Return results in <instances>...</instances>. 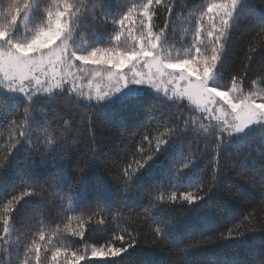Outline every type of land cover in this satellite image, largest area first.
I'll return each instance as SVG.
<instances>
[{
  "label": "trees",
  "instance_id": "obj_1",
  "mask_svg": "<svg viewBox=\"0 0 264 264\" xmlns=\"http://www.w3.org/2000/svg\"><path fill=\"white\" fill-rule=\"evenodd\" d=\"M140 2L143 0H112L114 10L117 5L126 10L131 3ZM175 2L162 0L158 18L154 20V31L163 27L168 17L163 5ZM204 2L178 0L179 6L174 8L172 15L174 24L167 32L168 45L174 54H183L192 37L189 24L176 22L177 16L194 12ZM248 2L254 10L245 11L230 32L227 55L218 80V83L230 86L232 76L245 74L246 91L250 90L252 80L264 75L260 71L264 67V12L261 11L264 0ZM100 7L98 0L97 11ZM111 19L109 16L107 23L97 21L78 26V43L85 40L94 46H109V37L115 34ZM35 22H39L38 18ZM19 35H23V27ZM246 64L250 69L248 72H245ZM68 95L42 99L30 109L32 117L38 122H50L51 127L47 130L34 127L35 135L30 137L33 155L29 157L27 149H22L12 165L0 174V214L4 213L6 205L11 208L14 227L11 236L6 238L10 244L0 240V264H21L24 248L33 239L41 243L42 256L45 251L48 253L44 264H51V253L57 248L61 250L57 257L59 264H65L66 259L70 261L74 251L84 255L87 250V259L102 260L105 258L91 257V247L106 245L117 235H124L128 241V233L137 241L135 249L122 257L107 259H115L117 264H184L182 250L199 243L201 250L195 259L200 264H225L237 242L220 240L219 236L221 233L227 235L229 228L235 229L238 225L241 231L246 230L244 243L238 249V259L243 264H259L264 252V180L261 179L264 175V144L259 141V132L253 134L256 140L252 147L225 144L217 155L216 137L205 138L202 130L198 131L201 123L207 125V120L186 100L166 104L164 95L149 90L138 100L106 116L94 108L84 107L86 101L75 103L74 94L70 101ZM24 107L19 105L18 112L22 113ZM6 115L7 120L0 119V125H6L14 118L12 112ZM19 119L22 121L23 116ZM65 120L67 124H64ZM166 131L168 135L162 137L165 140H176V133L183 137L176 140V151L182 149L183 155L174 160L171 152H162L158 164L146 172L138 184L128 189L122 187L124 169L133 154L141 148L143 156L152 154L157 138ZM0 132H4V139H0V168H4L7 153L3 145L7 132L3 127ZM145 135L151 144L143 139ZM48 139L53 143L49 144ZM135 158L141 159V156L137 154ZM217 161L218 167L214 170L213 163ZM93 162L95 166L89 168L87 183L80 188L74 187L80 169L88 168ZM185 164L194 167L184 169L186 174L177 178L176 174ZM132 167L135 169V164ZM213 176H216L215 182ZM197 186L201 189L200 195L212 187V207L202 211L188 208L186 204L166 202L172 191L179 195L196 191ZM25 191L35 194L24 197L18 204L8 205L12 196L20 197ZM160 195L165 201L156 200ZM161 208L167 211H159ZM161 219L164 223L157 224L156 221ZM165 223L178 226L182 243L173 245L158 236L155 229L164 228ZM2 229L0 223V234ZM77 230H83V237L72 235V231ZM40 232L45 235L44 241L38 239ZM207 237L212 238L211 242L200 243ZM10 246L14 250L9 253ZM113 246L122 245L114 242ZM32 259L35 264L34 256Z\"/></svg>",
  "mask_w": 264,
  "mask_h": 264
},
{
  "label": "snow or ice",
  "instance_id": "obj_2",
  "mask_svg": "<svg viewBox=\"0 0 264 264\" xmlns=\"http://www.w3.org/2000/svg\"><path fill=\"white\" fill-rule=\"evenodd\" d=\"M97 2L0 0V119L7 120L8 112H12L14 117L6 125H0L7 132V140L3 145L7 153L4 157L6 163L4 168H0V174L12 165L16 154L22 149H27L29 157L33 155L30 137L35 135L34 127L45 130L51 127L50 122H38L32 117L30 109H34L42 99H55L65 93L69 94L70 101L74 94L75 103L87 101L84 107L94 108L97 113L107 116L129 102L138 100L151 89L159 93L163 86L164 103H174L186 97L199 110L201 117L207 120V125L201 123L198 131L202 130L205 138L216 137L217 155L225 144L229 147L235 144L252 147L256 140L253 134L256 132H259L260 143L264 144V87L260 86L264 85V75L252 80L248 91L244 88L245 74L232 76L230 86L218 83L227 55L230 32L245 11L254 10L248 0H205L194 12L186 16L183 13L178 15L176 22H187L188 30L192 31L191 44L184 48L183 54L173 53L167 36L174 24L172 15L174 8L179 6L178 0L163 5L168 17L158 31H154V20L158 18L157 11L162 6V0L131 3L126 10H123L122 5H117L114 10L112 0H99V11L96 9ZM261 11L264 12V9ZM109 16H112L110 23L115 33L109 37V46H94L82 40L78 43V26L97 21L107 23ZM37 18L38 23L35 22ZM21 27L22 36L19 35ZM244 67L245 72L250 71L247 64ZM260 71L264 73V67ZM84 80H87V91ZM19 105L25 106L22 113L18 112ZM20 116H23L22 121ZM67 123L65 120L64 124ZM181 131L187 135L186 131ZM164 135H168V132L157 138L152 154L143 156L142 148L133 154V159L124 169L122 187L128 189L138 184L143 175L158 164L162 152H171L174 160L183 155L182 149L176 151V140L183 138L180 133H176V140H165L162 138ZM0 139H4V132H0ZM143 139L151 144L148 135ZM47 142L52 144L53 140L48 139ZM137 154L141 159L135 158ZM94 166L93 162L88 168L80 169L74 187L80 188L87 183L89 168ZM189 167L194 165L185 164L176 177L184 176V169ZM217 167L218 161L213 163L214 170ZM261 179L264 180V175ZM213 181H216V176H213ZM200 191L199 186L196 191L181 192L179 195L172 191L166 202L182 206L186 204L188 208L202 211L212 207V187L203 195H200ZM34 194V191H25L20 197L12 196L8 205L18 204L24 197ZM156 200L165 201V197L160 195ZM158 210L167 211L165 208ZM12 211L6 205L4 213L0 214V223L3 225L0 240L9 244L6 238L14 231ZM156 223L164 221L161 219ZM155 231L161 239L169 240L173 245L182 243V235L176 224L165 223L164 228L157 227ZM245 231H241L238 225L235 229L229 228L227 235L220 234V240L237 242L236 249L225 260V264H243L238 259V249L244 243ZM83 234V230L72 231L73 236L83 237ZM127 235L128 241H125L124 235H117L106 245L91 247V257L105 259H87V250L84 255L74 251L71 260L66 259L65 264H79L80 261L85 264H117L115 259L107 258L122 257L137 245L131 234ZM38 239L45 240L43 232L39 233ZM211 239L207 237L200 243H209ZM114 242L122 246L114 247ZM13 250L11 246L8 248L9 253ZM200 250L199 243L186 246L182 250L184 264H200L195 259ZM60 252L57 248L51 253V264H59L57 257ZM33 256L35 264H44L48 260L47 251L41 255V243L37 239L24 248L21 264H33ZM259 264H264V252L261 253Z\"/></svg>",
  "mask_w": 264,
  "mask_h": 264
},
{
  "label": "rangeland",
  "instance_id": "obj_3",
  "mask_svg": "<svg viewBox=\"0 0 264 264\" xmlns=\"http://www.w3.org/2000/svg\"><path fill=\"white\" fill-rule=\"evenodd\" d=\"M82 41H84V43H86V41L85 40H82ZM79 83V82H78ZM84 87H85V91H87V80H84ZM102 87L104 86L103 84L101 85ZM95 87V83H94V85H93V88ZM150 91H153L154 93H156V91H155V89H151ZM156 94H159V95H164V93H163V86L161 87V91L159 92V93H156ZM171 93H169V95H170ZM80 99H82V98H80ZM183 100H186V101H188L187 100V98L185 97ZM87 102V101H86ZM189 102V101H188ZM189 104H190V102H189ZM191 105V104H190ZM193 108H194V106L193 105H191ZM197 110V109H196ZM197 111H199V110H197Z\"/></svg>",
  "mask_w": 264,
  "mask_h": 264
}]
</instances>
